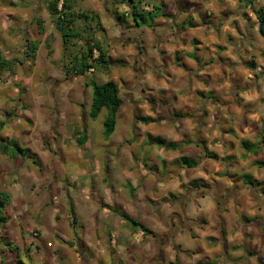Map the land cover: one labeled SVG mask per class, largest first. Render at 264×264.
Masks as SVG:
<instances>
[{
  "label": "crops",
  "instance_id": "obj_1",
  "mask_svg": "<svg viewBox=\"0 0 264 264\" xmlns=\"http://www.w3.org/2000/svg\"><path fill=\"white\" fill-rule=\"evenodd\" d=\"M120 1L74 0V8L98 14L102 34L109 35L108 30L112 28L119 36L123 35L127 46L122 53L130 55L134 49L138 52L136 61L132 62L135 68L131 69L124 57L112 61L108 46L95 36L107 52L109 67L106 70L89 69L84 76L64 77L60 84V88L66 90L70 88L71 80L82 84L89 72L111 74L114 70L125 85L129 83L133 87L137 83L138 87L127 90L122 97L119 87L122 82L113 77L102 81H113L122 99L115 123L122 109L124 124L117 137L112 135L115 127L109 136V142L118 148L117 157H105V167L98 170H94L93 162L90 163L88 173L71 175L68 184L59 182L54 167L52 175L42 178L27 175L36 181L35 190L41 187L47 191L34 203L38 211L48 213L42 219L45 224L38 226L48 227L51 219L54 226L49 227L56 230L55 223L62 218L64 228L70 229L71 233L68 231L67 236H63L56 231L54 234L67 244L76 241L78 264H240L249 257L243 250L258 252L262 250V244L264 246V238L258 230L264 231V181L246 173L239 174L238 170L264 161L257 158L264 154L261 139L264 114L236 105L235 100L242 96L255 99L251 93L238 91L235 85L227 94L228 83L224 81V75L233 72L235 66L230 65L231 62L237 64L236 57L231 54L236 41L241 42L240 48L242 42L247 41L246 21L256 22L252 17L254 0L250 3V0H142L140 14L142 11L153 15L152 6L156 2L163 5L162 11L168 16L160 15L162 18L155 21L141 18L137 27L131 26L133 21L126 16L129 8ZM10 2L13 7L9 14L12 17L17 14L16 18L20 19L14 22L13 33L19 34L28 12L23 8L25 4L19 7L15 0ZM116 13L126 17L118 22ZM104 14L111 27L104 26ZM130 34L133 42L127 38ZM37 51L38 47L35 63ZM97 55L94 50L93 58ZM82 86L84 90L89 87ZM78 90L82 96V89ZM78 99L81 103L82 98ZM87 101L86 110L91 97ZM174 112L183 116L173 119ZM212 112L218 115L213 124L210 122ZM141 118L150 121L143 123ZM250 128H253L252 138L245 137ZM43 130L50 132L49 125ZM128 130L131 137L127 139L126 135L125 140ZM146 137H159L164 143L183 142L176 149H166L146 142ZM184 140L191 142L183 144ZM241 141L258 143L257 152L245 153ZM72 143L79 148L76 142ZM86 143L80 146H86ZM41 151L47 160L55 159L48 150ZM205 151L215 154L218 159L205 157ZM226 156L229 157L226 161H219ZM181 157L197 159L198 163L192 168L178 167L176 161ZM118 164L124 167L118 170ZM162 164L166 165L165 175L158 173ZM244 175L250 176L253 183L244 182ZM191 182H196L197 186ZM253 185H257L262 197H258ZM71 188L72 192H69ZM25 189V196L36 194L27 186ZM10 190L9 201L14 203V194ZM227 191L232 196L223 206L218 199L227 196ZM61 202L64 206L59 217L56 206ZM122 215L136 220L151 234L133 227ZM74 230L79 231V236L72 238ZM58 254L59 251L52 256ZM65 254L74 253L66 250Z\"/></svg>",
  "mask_w": 264,
  "mask_h": 264
},
{
  "label": "rangeland",
  "instance_id": "obj_2",
  "mask_svg": "<svg viewBox=\"0 0 264 264\" xmlns=\"http://www.w3.org/2000/svg\"><path fill=\"white\" fill-rule=\"evenodd\" d=\"M10 1L0 0V54L3 58L7 57L14 62L11 72L0 71V140L8 145L5 154L0 151V191H4L10 196L8 189H11L10 192L12 195L14 194L13 199H15V202L10 203L9 201V205L0 206V219L3 220V222H0V264H17V259H20L22 264H69V262L78 264L76 256L79 252L77 253L78 245L76 241L73 240L67 244L60 239L59 235L54 234L57 231V233L67 236L70 229L64 228L62 218L55 223L54 228L56 230L49 227L54 226L51 219L47 224L48 227L38 226L39 223L45 224V220L42 219L48 213H45L44 210L38 211V206L34 203L41 198L44 191H47L43 188L40 189L41 187L35 190L36 181L33 182L27 175H39L42 178L43 175H52V167H54L58 172L59 182L68 184L71 181V175H80V172L88 173L86 171L90 169V163L92 162L95 164L94 170H98L100 167L104 168L106 165L105 157L108 155L117 157L118 148L109 142V136L112 133L108 137L103 135L105 109L99 112L95 120L88 119V109L86 110L85 105L91 97V87L89 86L84 90L82 85L89 79L101 83L105 79L117 78V82H122L119 85L122 97L125 96L127 90L132 91L138 85L137 83L133 87L129 83L125 85L124 80L119 79V75L115 74L116 71L114 70L111 74L96 71L89 72L82 84H78L76 80H71L69 89L60 88L61 81L64 78L62 64L68 63L69 59L65 57L62 61L61 39L53 26L50 14L46 11L45 0H15L19 7L25 4L23 8H26L25 10L28 12L27 20L20 30L22 33L19 34L13 33L14 22L20 19L16 18L17 14L14 17L9 14L11 7H13ZM24 1L29 4L24 3ZM154 5L160 4L155 2ZM262 5H264V0L253 1L252 11L254 16L252 17H254V21L256 19L254 11ZM159 12V10H155L154 14L149 16L141 11L140 17L136 19L139 22L141 18L147 21H155L162 18ZM103 16L105 19L104 26L111 27L106 14ZM36 17H40L44 22L43 35L37 32L34 23ZM128 19L133 20L131 16ZM246 23L248 27L247 41H244V44L242 42V48H240L241 42L237 40L236 46L231 50V54L236 57L237 64L231 62L230 65L235 66L233 72L224 75V81L228 83V89L225 91L230 94L235 85L238 91L251 93L255 100H249L242 96V98L235 100L236 105L238 103L240 108L246 110L251 108L255 113L264 114V111H259V109H264V39L258 34L257 27H255L256 22L249 19ZM110 29L108 30L109 35L96 32L95 36H98L102 44L108 46L112 61L124 57L132 69V62L136 61L138 52L136 53L134 49V52L130 55H126L125 52L122 53L127 46L126 38L123 35L119 36L116 29L115 31L112 28ZM131 34L127 36L132 40L129 42L134 41ZM115 37L122 40L118 41ZM26 40L37 44L36 63L35 60L26 55ZM225 42L228 43V41ZM78 45L79 43H76V46L69 45L67 51L74 54ZM116 65L114 64V66ZM79 88L83 91L82 96L80 94L81 90H78ZM136 94L141 95L138 91H136ZM79 97L82 98L81 103ZM244 98L247 104H245ZM242 101L243 103H239ZM258 107L260 108L258 109ZM141 111L143 112V110ZM214 112H212L210 119L212 124L215 123L214 121L218 116ZM123 113L121 109V113L119 112L116 118L115 132L112 134L115 137H117L124 124L123 118L125 116ZM175 114L174 112L173 119H176ZM261 119L264 125V119ZM48 125L50 132L43 130L44 126L48 127ZM252 130L253 128L247 130L244 136L252 138V134H254ZM84 134L87 135L89 143L85 141L84 143L87 145L79 146V148L74 146L72 142H76L75 139ZM262 134L261 139L264 141V133L262 132ZM126 135L127 139H130L129 130L128 133H125V140ZM256 138L260 141L258 134ZM59 140L61 141L58 144ZM146 142L152 143L147 140V137ZM39 146L43 147L39 148ZM70 146L73 148H69ZM17 148L25 150L26 155L24 157L17 155L15 152ZM43 149L48 150L51 157L55 159L49 161L43 154L42 156L41 150ZM31 155L34 156L35 163H32ZM120 156L122 155L120 154ZM257 158L258 161L264 159V154H259ZM193 160L196 161V164L198 163L197 159ZM165 166V164L160 166L159 174L165 175L167 173ZM177 166L185 165L178 164ZM123 167L122 164H118V170ZM150 170L152 174H155L152 169ZM238 170L239 174L246 173L254 176L258 181H264V167L256 165L251 168L242 167ZM24 177H26L25 182L22 181ZM22 182H24V185H22ZM26 186L36 191L34 197L30 194L25 196ZM253 187L257 191L258 197H262L263 193L256 188L257 185H253ZM68 190L72 192V188ZM226 193L227 196L218 199L223 206L232 196L228 191ZM221 204L219 209L223 207ZM26 205L27 209L25 210ZM62 206H64L62 202L56 206L59 208V217L62 216ZM119 212L116 211V213ZM258 230L263 239L264 231L262 229ZM78 232L77 230L72 231V238L79 236ZM224 235H227V233ZM66 250H70L74 254L67 255L65 254ZM58 251L60 254L52 256V253ZM263 251V244L262 250L258 252L243 250V253L249 257L240 264H260L261 257H264Z\"/></svg>",
  "mask_w": 264,
  "mask_h": 264
},
{
  "label": "trees",
  "instance_id": "obj_3",
  "mask_svg": "<svg viewBox=\"0 0 264 264\" xmlns=\"http://www.w3.org/2000/svg\"><path fill=\"white\" fill-rule=\"evenodd\" d=\"M120 2L125 3L129 12L126 13V16H131L134 27L140 25L139 21L136 19L140 17L141 2L142 0H121ZM251 0L249 1V3ZM46 9L48 14L51 16L53 26L61 39L62 45V61L63 58H67L68 63H63V75L65 78L75 77V76H84L89 69L96 68L100 70H106L109 67V60L107 59V52L101 47L99 40L95 37L96 32L103 33V28L99 21V16L93 12H84L77 11L74 8V0H45ZM152 8L156 11H160L159 15L168 16V14L161 11L163 5H153ZM256 16V27L258 34L261 38L264 39V5L260 6L255 11ZM125 16V17H126ZM124 14H115V18L118 22L125 18ZM34 23L37 29L38 34L44 33L43 20L40 17L34 19ZM130 27V26H128ZM76 43H79L76 48L75 53H69L68 46H76ZM26 55L29 56L32 60L36 58L37 44L35 42L26 40L25 44ZM98 52L97 57L93 58V51ZM13 60L5 59L0 54V71L11 72ZM85 86L91 87V101L87 116L90 120H95L102 109L106 110L105 119L103 121V135L108 137L114 130L115 127V117L118 107L122 103V99L118 96L117 86L113 81H105L102 83H96L94 80L87 81L84 83ZM176 117H182L183 115H175ZM141 122L148 123L149 118H141ZM85 135H79L76 138V143L80 146L85 142ZM149 142L156 144L161 147L164 146L166 149H176L180 146L178 143L167 142L164 144L163 140L159 137H147ZM154 141V142H153ZM185 143H190L191 141L185 140ZM7 143L0 140V151L5 154L7 150ZM241 148L245 153L255 154L259 148L258 143H249L247 141H241ZM17 155L24 157L26 154L25 150L17 148L15 151ZM14 153V152H12ZM32 156V163H35L34 156ZM245 156V155H243ZM242 156V157H243ZM205 157L212 160H217L218 157L205 151ZM229 157H222L219 159L220 162H224ZM177 164H183L188 168L196 166V161L187 158L181 157L176 161ZM257 165L264 166V161L258 162ZM243 181L248 183H253L252 179L248 175L243 176ZM191 185L196 186V182H191ZM9 203V196L6 192L0 191V206H7ZM69 215L73 222L74 215L71 205L69 203ZM122 218L125 219L133 227H138L145 233L151 234L145 227H143L136 220L130 219L125 215H122ZM0 222H3L0 219ZM17 264H22L20 259L16 260ZM260 264H264V258H261Z\"/></svg>",
  "mask_w": 264,
  "mask_h": 264
},
{
  "label": "flooded vegetation",
  "instance_id": "obj_4",
  "mask_svg": "<svg viewBox=\"0 0 264 264\" xmlns=\"http://www.w3.org/2000/svg\"><path fill=\"white\" fill-rule=\"evenodd\" d=\"M220 201V200H219ZM221 202V201H220Z\"/></svg>",
  "mask_w": 264,
  "mask_h": 264
}]
</instances>
